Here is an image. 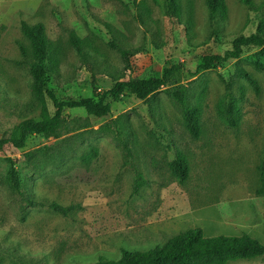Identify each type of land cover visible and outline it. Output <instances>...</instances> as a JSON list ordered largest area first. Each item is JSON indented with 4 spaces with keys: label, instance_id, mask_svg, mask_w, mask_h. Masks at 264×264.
<instances>
[{
    "label": "rangeland",
    "instance_id": "obj_1",
    "mask_svg": "<svg viewBox=\"0 0 264 264\" xmlns=\"http://www.w3.org/2000/svg\"><path fill=\"white\" fill-rule=\"evenodd\" d=\"M225 3L226 17L210 21L204 0H182L183 27L173 29L153 0H0V139L14 137L26 119L41 118L22 23L45 29L55 95L87 98L93 87L161 76L176 63L194 70L203 55L222 54L239 35L264 29V0ZM71 38L79 40L83 55ZM111 42L133 52L128 65ZM256 53L264 58V46L196 76L176 74L189 105L201 109L197 140L185 130L179 105L161 89L146 101L129 92L119 101L108 98L111 114L105 118L67 109L57 137L33 134L22 149L5 145L0 264L118 259L123 249L148 251L193 228L205 237L247 234L264 245V197L256 194L264 158V67ZM221 100L239 108L236 127L218 116ZM46 106L52 114L49 100ZM175 148L188 160L184 183L168 170ZM8 160L18 173L19 192L9 184ZM137 173L145 183L133 194ZM24 199L76 209L63 217ZM229 264H264V256Z\"/></svg>",
    "mask_w": 264,
    "mask_h": 264
},
{
    "label": "trees",
    "instance_id": "obj_2",
    "mask_svg": "<svg viewBox=\"0 0 264 264\" xmlns=\"http://www.w3.org/2000/svg\"><path fill=\"white\" fill-rule=\"evenodd\" d=\"M163 9L164 16L173 29L183 27L180 21L182 16V0H153ZM247 6H252V0H242ZM208 13V19H224L226 17L225 0H204ZM264 13V8H263ZM21 31L30 42L32 48V61L29 63V71L32 77V91L36 100L40 103L41 118L39 120L26 119L17 128L16 135L11 138L0 139V150L11 144L16 149H22L29 136L42 135L44 137H57L63 127L65 110H83L86 114L95 118H105L111 114V98L119 101L125 92H129L136 99L146 101L154 94L163 89L164 93L177 103L181 109L182 121L185 130L190 137L197 140L201 134L200 115L201 109L198 104L190 106L187 99V88L177 84L176 74L187 72L190 76H196L200 72L215 68L228 61L237 60L245 49H258L264 46V29L258 27L250 35H239L231 42L230 49L222 54L203 55L194 70L187 69L182 63H176L163 69L161 76L134 78L126 81H116L107 90H98L93 87L92 96L87 98H66L60 100L50 88L49 70L47 60L49 54L48 40L45 36L43 25L21 24ZM72 46L80 55L82 54L78 39L71 38ZM110 46L117 50L125 65L129 64L133 52L121 49L113 42ZM258 65L264 67V58L261 53L254 54ZM247 81L256 92L259 91L257 83L245 72H242ZM46 100L51 102L53 112L50 113L46 106ZM217 113L224 124L236 127L239 121V108L233 102L221 100L218 104ZM127 155L130 151L127 149ZM27 156H30L28 154ZM9 184L17 192L20 191V179L12 160H8ZM170 175L179 183L188 179L189 165L186 156L177 148L174 149V157L168 162ZM259 186L256 194L264 197V158L257 166ZM140 174H136L133 185V194L144 185ZM30 207H48L50 210L68 217L76 207L73 205L63 206L56 202L44 204L31 199H24ZM118 259L100 258L91 264H229L240 260H251L264 256V245L257 239L247 234L240 236H216L205 237L202 229L193 228L178 233L169 238L163 245L148 251H128L123 249ZM77 264H87L78 262Z\"/></svg>",
    "mask_w": 264,
    "mask_h": 264
}]
</instances>
